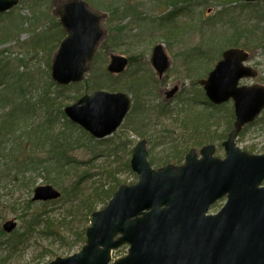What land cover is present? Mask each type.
Instances as JSON below:
<instances>
[{"label": "rangeland", "instance_id": "rangeland-1", "mask_svg": "<svg viewBox=\"0 0 264 264\" xmlns=\"http://www.w3.org/2000/svg\"><path fill=\"white\" fill-rule=\"evenodd\" d=\"M65 1L69 0H20L18 7L0 15V40L3 36H12L9 41L0 44V61L10 71H15L21 64L20 72L34 75L33 87L28 89V93L35 99L42 93L48 77L52 82L51 59L63 38V30L56 26L55 10L60 2ZM83 1L104 14L105 39L94 58L92 81L89 73L83 82L61 87L63 101L60 108L63 112L65 107L74 104L83 95L106 91L128 95L135 109L118 131L100 141L92 140L89 134L76 126L67 128L63 119L58 118L56 134L62 131L69 134L72 145L68 153L77 162V167H68L69 175L64 179H52L58 183L55 187L59 192H68H61V198L50 202L33 201L35 189L49 185L45 172L27 175L21 182L14 180L18 159L34 156L41 162L48 156L42 150L33 148H27L19 155L20 147L25 148L28 144L27 137L18 139L23 131L21 128H17L11 135H1L0 229L3 235L0 234V264H50L57 258H67L78 253L85 244V236L82 234L89 226L87 203L99 211L108 204L104 202L107 191L117 190V182L126 185L137 182L129 163L134 147L142 139L148 141L149 161L153 162L154 168L171 162L180 164L181 161L166 162L169 161L166 158H182L186 146L187 151L196 148L200 153L203 147L214 145L217 148L216 157L224 158L222 143L235 122V116L231 114H234L233 103L213 109L201 104L196 110L187 107V104L195 97L203 98L200 95L204 92L196 81L207 78L226 49L240 48L247 53L249 67L257 72L253 81L242 84L264 85V42L259 39L264 37V1ZM171 13H175L174 18L162 20ZM18 26H21L19 30ZM43 38L46 39L45 50L34 47L33 42ZM231 39H234L233 43H229ZM160 44L166 49L172 63L163 79L156 77L150 64L151 53ZM111 55L124 56L132 65L122 75L107 74ZM194 57L199 58L197 62H193ZM189 64L199 71L205 66L209 72L203 74L201 70L199 74H191ZM2 66L0 63V69ZM100 73H106L112 80L104 78ZM93 83H100L101 89L94 87ZM174 84L183 87L175 99L165 105L159 92L163 88L170 90ZM136 86L142 89L136 92ZM141 91H144V97H141ZM52 92L56 95L59 91L52 87ZM138 103L142 106L140 110ZM157 107L159 111L163 107L167 113L160 115ZM190 112H203L201 119L192 122L200 120L204 125L206 119L209 124L208 115L212 113L211 122L214 124L200 128L201 131L197 133L177 125L186 121ZM42 117L43 112L39 109L28 120V126L38 125ZM166 129L171 130L170 134ZM136 131H142V134ZM212 136L216 141L210 143ZM218 136L221 138L218 139ZM237 146L254 155L264 154V112L256 122L245 127L237 140ZM181 147L184 148L181 150ZM74 187H77L76 190ZM100 198H104L103 201ZM222 207V204L216 205L211 213L218 212ZM9 221L17 224L11 232L3 230ZM33 222L39 223L31 227ZM127 251V247H121L114 253V258L124 257Z\"/></svg>", "mask_w": 264, "mask_h": 264}, {"label": "water", "instance_id": "water-1", "mask_svg": "<svg viewBox=\"0 0 264 264\" xmlns=\"http://www.w3.org/2000/svg\"><path fill=\"white\" fill-rule=\"evenodd\" d=\"M258 2L262 0H248ZM19 0H0V14ZM55 14L66 34L51 59V78L60 86L83 82L90 73L96 52L105 39L103 15L83 0L60 2ZM249 55L231 49L207 80L199 81L208 98L216 104L231 99L236 120L223 143L225 159L215 157L216 147L196 150L177 167L154 170L148 162L147 141L136 146L131 167L138 176L133 186H121L100 212L90 216L87 244L68 258L50 264H112V254L124 244L128 255L113 264H264V154L241 151L236 140L246 125L264 111V86H241L244 78L257 72L244 65ZM129 60L111 55L107 71L125 73ZM151 65L162 79L172 63L163 45L155 46ZM181 85L174 84L161 95L170 103ZM131 108L124 93L96 92L86 95L65 109L69 119L96 138L112 135ZM60 193L51 186L35 190L34 201H52ZM227 197L216 215H207L211 206ZM14 221L4 229L16 228Z\"/></svg>", "mask_w": 264, "mask_h": 264}, {"label": "trees", "instance_id": "trees-1", "mask_svg": "<svg viewBox=\"0 0 264 264\" xmlns=\"http://www.w3.org/2000/svg\"><path fill=\"white\" fill-rule=\"evenodd\" d=\"M89 1L92 2V0ZM174 16L175 13H171L170 15L162 18V20L168 21V19H170L171 17L174 18ZM11 37L12 36L9 35L3 36V38L0 40V44L9 41ZM259 39L264 42V37H260ZM233 42L234 39H231L229 41V43H233ZM227 46L231 47V45H226L225 47ZM198 59H199L198 57H194L193 62H197ZM0 63H2L3 65L2 68L0 69V77L2 78L0 80V137L1 135H5V136L11 135L12 133H15L17 128H21L23 129L22 133H20L22 137L20 135L18 139L27 137L28 144L25 148H22V146L20 147L19 155H22L23 152L27 150V148L29 149L33 148V149H38L40 151L42 150L44 154L48 156L46 157V159H42L43 161L41 162L39 161V159L38 160L35 159L34 156L33 158L28 157L27 159H23V160L18 159L15 164V170L17 173H16V179L14 180L21 182V180L26 179L27 175L33 176L38 172L40 173L45 172L47 178L49 179L48 183L54 186H58L56 180L53 181L52 179L54 178H56L57 180L64 179L69 175L68 167H72V168L77 167V162L72 157H69L70 154L68 153L72 145V142H70L69 134L66 131H62L61 133H58L60 134L58 135L56 134V130H55V124L56 121H58L59 117H61L63 121H66L64 122V124L67 128L73 127L70 123H67V119L60 108L61 103L63 101V99H61L63 95V91H60L61 88L56 87V85L50 82L47 74L46 76L48 78L46 79L47 80L46 83L44 82L43 91L38 96V98L35 99L31 96V93H28V89L33 87L34 75H32V73L27 74L24 72H20V68H22L23 66L21 64L20 66L16 67L15 71H10L9 68L7 69L6 65L2 61H0ZM201 70L204 71L202 72L203 74H206L209 68H206L204 66ZM100 74H102L103 77L106 79H111V77L106 73H100ZM93 86L99 89H101L100 87H102L100 83H93ZM52 87H55L56 90L59 91L56 95H53L54 92H52ZM139 89L141 90L142 87ZM139 89L138 86L135 87L136 92L139 91ZM50 94H52V96H50ZM32 100L35 101L32 102ZM39 109H41V112H43L42 121L38 125L28 126V120L31 117H33V115H35V113H37ZM140 109L141 108H139V110ZM144 110H148V108H145ZM161 112L163 114H166V112L163 111V107L161 109ZM189 116L194 117L193 120L202 118L201 114H190ZM208 116H209V124H208V119L205 120V125L204 122L201 124L202 121L200 122V120L196 123H193L192 122L193 120L190 121L187 119L186 122L183 121L182 124L177 123V125H180V127L182 126L187 131L193 130L194 132L197 133V131L200 130V128L203 127L207 128V126L214 124L211 122L212 113H210ZM145 129H146V125H145ZM166 130L170 134L171 130L170 129H166ZM36 133L38 134V136H35ZM139 133L142 134V131ZM218 137H219L218 139L221 138V136ZM215 141L216 138H214V136H212L211 139L209 140L210 143H213ZM181 145H183V143ZM180 146H177V148H179ZM183 148L181 147V150ZM184 151H187V146ZM49 152H51V156H49ZM166 159L169 160L166 162H170V161L179 162L181 157L173 156L171 159L170 158H166ZM117 183H118L117 186H120L122 184L121 182H117ZM76 188L77 187H74L75 190ZM75 190L74 193H77ZM63 192L64 194H66L68 191L63 190ZM114 192H115L114 190L107 191V193L104 196L105 203H107L112 198ZM104 198H100V200L103 201ZM29 204L30 202L28 203V205ZM86 207H87L86 210L88 216L95 211V209L92 208V206H90L89 203H87ZM38 223L39 222L31 223V227L37 225ZM0 234L3 235V231H1V229H0ZM82 235L84 236V232Z\"/></svg>", "mask_w": 264, "mask_h": 264}, {"label": "bare ground", "instance_id": "bare-ground-1", "mask_svg": "<svg viewBox=\"0 0 264 264\" xmlns=\"http://www.w3.org/2000/svg\"><path fill=\"white\" fill-rule=\"evenodd\" d=\"M246 2H247V3H250L248 0H246ZM167 24H168V23H167ZM19 25H21V24H19ZM161 25L164 26V25H166V24H161ZM19 27H21V26H18V29H17V30H19ZM33 43H34V47H36V46H37V47H41V50H42V49H45L44 47L46 46V39L43 38V39H40V40H38V41L35 40ZM192 66H193V65H192ZM192 66L189 64V67H190L189 72H190L191 74H193V73H194V74H199V72H200L201 70L199 71L198 69H193ZM194 66H195V65H194ZM195 67H196V66H195ZM196 68H197V67H196ZM198 71H199V72H198ZM252 81H253V80H252ZM161 90H162V89H161ZM161 90H160V92H159V95L162 97V95H161V92H162V91H161ZM52 94H53V93H52ZM52 94H50V96H52ZM140 95H141V97H144V91H141V92H140ZM166 104H168V103H165V105H166ZM169 104H170V103H169ZM154 110H155V109H154ZM155 111H156V110H155ZM157 111L160 112V115H162V112L158 110V107H157ZM166 113H167V112H166ZM231 114H232L233 117H234V115H235L236 113H235V111H234V114H233V112H231ZM193 119H194V117H190V116H188V120L191 121V120H193ZM184 122H186V121H184Z\"/></svg>", "mask_w": 264, "mask_h": 264}, {"label": "flooded vegetation", "instance_id": "flooded-vegetation-1", "mask_svg": "<svg viewBox=\"0 0 264 264\" xmlns=\"http://www.w3.org/2000/svg\"><path fill=\"white\" fill-rule=\"evenodd\" d=\"M221 202H224V200H223V201H221Z\"/></svg>", "mask_w": 264, "mask_h": 264}]
</instances>
